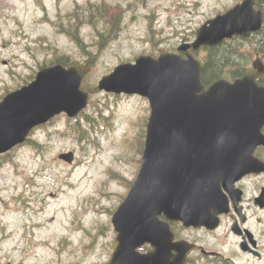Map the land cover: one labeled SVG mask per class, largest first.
<instances>
[{"label": "rangeland", "instance_id": "rangeland-1", "mask_svg": "<svg viewBox=\"0 0 264 264\" xmlns=\"http://www.w3.org/2000/svg\"><path fill=\"white\" fill-rule=\"evenodd\" d=\"M238 1L0 0V102L57 56L95 62L81 85L89 105L79 116H56L32 131L31 142L0 156V264L110 263L117 245L112 218L141 167L151 110L145 97L108 93L98 84L138 56L177 50ZM110 5L116 8L108 13ZM97 6L106 17L91 21ZM108 14L116 26L105 21ZM239 54L246 66L257 59L248 44ZM69 152L72 163L59 158Z\"/></svg>", "mask_w": 264, "mask_h": 264}, {"label": "water", "instance_id": "water-1", "mask_svg": "<svg viewBox=\"0 0 264 264\" xmlns=\"http://www.w3.org/2000/svg\"><path fill=\"white\" fill-rule=\"evenodd\" d=\"M262 23L263 13L255 11L253 0H244L200 27L196 40L181 45L178 53L162 49L158 58L140 56L100 80L99 90L140 95L151 106L140 171L113 217L118 246L110 264H185L196 246L182 243V253L173 258L169 237L162 242L160 214L185 226H208L215 220L206 214L210 204H221L219 183L264 172L254 158L256 148L264 145V86L259 85L264 64L259 59L244 77L232 81L225 73L207 87L202 81L205 61L194 56L201 47L234 36L248 38ZM91 70L89 64L44 68L29 85L5 96L0 156L56 116L76 118L85 110L89 93L81 85ZM59 158L72 163L74 154ZM145 244L153 247L149 254L138 251Z\"/></svg>", "mask_w": 264, "mask_h": 264}, {"label": "flooded vegetation", "instance_id": "flooded-vegetation-1", "mask_svg": "<svg viewBox=\"0 0 264 264\" xmlns=\"http://www.w3.org/2000/svg\"><path fill=\"white\" fill-rule=\"evenodd\" d=\"M242 1L239 0L235 5ZM253 2L256 11H264L262 0H253ZM234 6L217 11L199 27L209 20L225 14ZM263 33L264 27L261 31L252 33L249 38L234 36L216 46L201 47L195 51L194 56L201 57L205 61L202 75L203 73L219 75L220 77L217 79L219 80L225 73H228L231 75L232 81L242 78L248 68L253 66V63L249 66L242 64L241 58H239L241 56L239 54L240 47L246 46V44L249 47L252 46L256 58L261 59L264 63ZM195 38L189 42H183L181 45L191 43ZM253 45L256 47L254 48ZM172 53H178V50ZM179 54L186 57L185 52H179ZM211 54L217 55L219 61L215 63L213 69V66L208 67ZM154 56L156 55L154 54ZM217 80L203 83L209 87ZM259 83L264 85V77L259 80ZM262 133L264 135V128ZM254 158L264 165V145L256 148ZM219 185L220 193L217 201L221 204L217 206L213 201L206 212L215 220L208 226H185L182 221L171 220L166 212H162L159 216L162 226V242L166 240L167 236L169 237L170 253L173 258L179 257L182 253L180 247L182 243L195 245L196 249L187 255L185 264H239L238 259L241 256L250 259L255 264L264 262V172L247 174L235 183H219ZM227 247L233 250L232 254L228 253ZM144 248L145 254H149L153 250L150 244H146ZM237 252L240 254L238 255ZM18 264H29L28 258L21 259ZM34 264L44 263L35 261Z\"/></svg>", "mask_w": 264, "mask_h": 264}, {"label": "trees", "instance_id": "trees-1", "mask_svg": "<svg viewBox=\"0 0 264 264\" xmlns=\"http://www.w3.org/2000/svg\"><path fill=\"white\" fill-rule=\"evenodd\" d=\"M92 4H93V3H92ZM92 6H94V5H92ZM95 6H96V5H95ZM114 8H116V7L110 5V6H109V12H108V13H110V11H115ZM116 14H117V16H119L117 12H116ZM95 16L97 17L98 20H99V18L105 19V17H106V15L103 14V13L100 11L99 6H97V9H96V7H95V9H92V10H91L89 19H91V21H93L94 18H95ZM77 18H78V20H80L79 17H77ZM107 19H108L109 24L112 25V27H114V26H116V25L118 24V21H116V20L113 21V20H112V17H109V14H108V18H107ZM112 27H111V28H112ZM118 28H119V27H118ZM112 30H113V29H112ZM62 31H63L64 33L68 34L70 37L74 36V35L71 33L70 29H66V28L63 27V28H62ZM78 42H79V41H78ZM84 53H85V54L88 53V52L85 50V48H84ZM91 56H92V55H91ZM217 62H219L218 59H217V55L214 56L213 54H211V56H210V61H209V63H208V67L213 66L212 69L215 68V63H217ZM88 63H90L91 65H94V64H95V62L93 61V58L89 59V60H88ZM56 64H61V65H64V66H70V65L76 64V62H72V61H70V57H68V56H63V55H62V56H57L56 59H55V61H52L50 64H47V63L43 64L42 66H40V69L43 68V67L52 66V65H56ZM219 77H220L219 75H214V74H212V73H203V75H202L203 82H206V83H210V82H212L213 80H217Z\"/></svg>", "mask_w": 264, "mask_h": 264}, {"label": "bare ground", "instance_id": "bare-ground-1", "mask_svg": "<svg viewBox=\"0 0 264 264\" xmlns=\"http://www.w3.org/2000/svg\"><path fill=\"white\" fill-rule=\"evenodd\" d=\"M102 152H103V150H102ZM102 152H101V153H102ZM49 203H51V202H50L49 200H47V201H46V204H49ZM44 213H45V212H44ZM22 223H23V219L21 220V224H20V226L22 225ZM36 223H37V222H36ZM36 223H35V226H36V227H40L41 225H43V224H40V223H38V224H36ZM25 224H26V223H25ZM33 225H34V224H33ZM76 231H77V230H74V232H76ZM45 244H47V242H46ZM45 244H43V247H45Z\"/></svg>", "mask_w": 264, "mask_h": 264}]
</instances>
